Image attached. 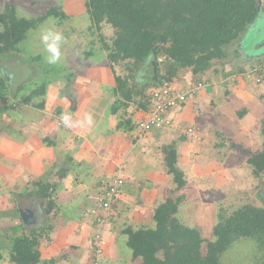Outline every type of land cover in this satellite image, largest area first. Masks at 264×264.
Segmentation results:
<instances>
[{
    "label": "crops",
    "instance_id": "0c3cea01",
    "mask_svg": "<svg viewBox=\"0 0 264 264\" xmlns=\"http://www.w3.org/2000/svg\"><path fill=\"white\" fill-rule=\"evenodd\" d=\"M258 39L261 44L264 35ZM255 41L247 37L243 45L241 43V52L237 50L238 53H235L250 60V64H247L249 68V65L259 64L264 59V44L257 45L254 52L244 51L246 45H253ZM229 59L230 56H227L220 62H213L201 80L186 77L187 83L205 82L206 88L190 98L181 109L170 114L177 125L194 128L196 141H191L190 135L184 132L178 136V129L174 127L152 131L146 135L149 137L147 140L145 137L138 138L136 131L128 134L116 129L117 116L109 110L115 99L111 93L115 83L107 63H104L101 70L104 69L108 74L95 72L90 77L92 73L87 71L84 77H69L71 79L64 85L66 89L62 92L57 85L60 84L58 81L48 83L41 108L29 103L12 110L5 106L8 110L0 112V231H3V242L8 243L17 234L51 225L50 240H43L39 245L42 262L55 259L54 264H92L89 246L96 227L87 213L96 202L102 182L117 177L118 169H123L121 178L124 184L116 203L117 213L113 214L116 220L112 222L122 232L127 225L137 226L148 209L153 213L156 206L166 200L165 192L174 191L164 168L160 167L163 146L176 143L177 148H180L182 143L193 142L191 152L195 153L192 159L195 164L192 168L196 180L204 176L203 172L207 173L212 163L220 166L228 158L226 154H222L220 160L210 158L212 151L223 148L217 142L218 137L213 140L215 134H221L217 127L227 129L230 134L228 140L237 134L238 138L249 139L253 130H260V121L264 118V75L260 76L259 85L255 84L254 80L243 76L248 69L245 68L246 63L239 62V57L235 62H229ZM231 79H236L238 83L231 84ZM172 85L179 86L174 83ZM35 101L32 104H37ZM9 102L15 103L14 100H8L6 105ZM0 106L4 107L2 104ZM28 111L32 112L27 115L29 121L24 122L20 116L19 119L15 118V113ZM64 112H71L74 121L81 120L83 114L89 112L93 115V125L65 128L59 120ZM145 113L131 105L127 110V118L137 123ZM17 134L19 136H15ZM175 136L180 141L175 142ZM148 148L158 151L156 158H151L153 154H150ZM182 150H186L184 146ZM183 151L177 152L176 162L181 172L184 171L181 158L190 160ZM72 164L76 166L74 169ZM68 165L72 172L59 181L56 172L61 167L67 169ZM156 166L159 167L157 171ZM226 171L230 177L239 174L236 169ZM46 174L50 175V183L58 184L55 202L59 209L56 215L46 216L43 201L35 192H31L33 182ZM183 179L186 185L179 192H186L189 184L188 179ZM135 212L139 218H133ZM110 227L103 229L101 262L126 264L125 253L128 252H124L122 246L115 243L112 232H109ZM108 235L111 237L108 238Z\"/></svg>",
    "mask_w": 264,
    "mask_h": 264
},
{
    "label": "trees",
    "instance_id": "16d2710c",
    "mask_svg": "<svg viewBox=\"0 0 264 264\" xmlns=\"http://www.w3.org/2000/svg\"><path fill=\"white\" fill-rule=\"evenodd\" d=\"M84 7L96 30L100 31L102 22L108 23L114 30L110 44L103 43L111 69L120 62L128 63V75H114L115 87L111 93L115 99L109 108L110 113L117 116L116 129L128 134L138 130L137 123L127 118L128 108L134 105L145 112L149 109L147 94L137 91L130 84L134 69L144 64L147 72L152 74L151 63L158 67V60L163 58L174 63L177 69L189 71L193 78L201 80L214 60L227 58V47L241 39L261 11L256 0H84ZM50 17L55 18L58 25L66 18L60 7H53L42 16L26 19L17 16L13 5H5L0 12L1 69L8 71L4 62L7 63V59L16 53L17 46L29 31ZM177 69L169 72L170 78L165 81L157 70V82L153 86L170 82ZM4 70L1 72L4 73ZM47 85H37L24 96H19V87L10 98L5 92L0 98L4 100V105L8 100L34 105L33 100L45 96ZM42 105L43 99L34 106L41 108ZM5 111L7 108L0 106V112ZM259 126L262 147L247 159V165L255 178L264 179V118ZM161 153L164 171L171 176L174 184L172 192H179L186 182L177 167L175 143L163 146ZM71 172L68 165L67 169L59 168L55 176L60 181ZM49 176L46 174L34 181L31 190L43 201L46 216L56 215L59 209L55 202L58 184L50 183ZM101 187L97 197L102 195ZM182 201L181 196L174 200L168 197L157 206L153 211L151 228L127 225L122 230L121 242L131 252L133 260H139V264H221L220 257L240 238L256 241L264 255V208L246 204L232 213L222 209L212 228L213 238L209 240L202 238L197 229L178 220ZM51 230V225L33 229L13 236L8 243L3 242L0 232V264H54L55 259L42 262L39 252L40 242L50 240Z\"/></svg>",
    "mask_w": 264,
    "mask_h": 264
},
{
    "label": "rangeland",
    "instance_id": "374dc122",
    "mask_svg": "<svg viewBox=\"0 0 264 264\" xmlns=\"http://www.w3.org/2000/svg\"><path fill=\"white\" fill-rule=\"evenodd\" d=\"M256 1L259 8H262H260L261 13L259 14V17L250 27L247 28V31L242 35L241 40L227 47L228 56L231 58L229 59V62H235L237 57H239V62L246 63L245 68L248 69L249 67L247 64H250V60H245L244 55H235V50L241 52V43L243 45V42L247 39V37H250V40L252 39L254 42L260 37V35L257 34L258 31H260L261 34L264 33V0ZM6 4L13 5L17 16L21 18L31 19L42 16L53 7H60L61 11L63 10L62 12L66 18L63 20L62 25H58L55 18L50 17L42 24L38 25L36 29L28 32L24 41L20 42L17 46L18 49L16 53L7 59V63L4 62V65L7 66L8 71H5L4 69H1L2 67H0V95L2 92H5L6 96L10 97L17 91L19 87H21L19 90V96H24L32 91L37 85L40 86L42 83L48 84L53 81H58L60 83L57 85H59V88L62 92L66 89L64 85L66 86L71 79L69 77L76 78L81 75L84 77L87 71L92 73L90 76L92 77L93 73L95 72H106L103 71L104 69L101 70V67H103L104 63H107L108 66H110V63L107 60V52L104 50L103 43L106 42L110 44L114 36V30L106 22H102L100 24V31L96 30L95 25L92 24L86 12L84 0H0V12L4 10ZM53 22L57 30L62 31L67 38V44L62 50L64 58L63 61L58 65H48L44 61L43 57L45 53L39 41V33L41 29L43 27L49 26V24ZM258 42L259 39L255 41L253 45H246L244 51L248 52L251 50L252 52L257 45H260V42ZM262 48L264 50V46H262ZM35 58L37 59L35 60ZM216 61L218 60H214L213 62ZM263 62L264 59L259 64L256 63L249 66H252L253 68L260 66V75H264V69L262 68ZM127 66V62H120L113 65L112 69L110 67V76L114 78V75H128V71L126 70ZM156 68V70L159 72V75L164 79L163 81L170 78L168 74L169 72H173V70L177 69L174 63L166 61L163 58L158 60V67L156 66ZM1 70L5 71H3L5 75L1 73ZM177 70L178 72L176 73V76H173L170 81L171 83L179 85L176 88L179 87L183 89L185 86H191V84L195 83L193 81L187 83L188 80H186V77L190 78L191 76L189 71L179 68ZM107 74L105 76H107ZM152 77V74L147 72L146 65L144 66L143 64L137 69H134L132 72L130 84L134 85L135 88H137V91L140 90L139 92H145V94L150 95L153 92L151 89L156 88V86H153L156 84V82L151 80ZM235 80L236 79H231L230 83H234V85L237 84L238 82ZM251 80H254V83L259 85V83L255 82L254 78ZM35 100L33 101L37 102V104L41 101L40 98ZM1 104L4 105V100L2 98H0V105ZM22 105L24 104L15 100V103L9 102L8 105L4 106H7L10 110H12L21 107ZM179 109H181V107L177 108V110ZM30 112L31 111L26 113L23 112L22 114L15 113L14 115L15 118L18 117V119L20 116L25 122L29 121L30 118L27 115ZM174 124L176 125L174 128L178 129V136L183 134V132L185 133V130L189 128L181 126L179 129V125L176 123ZM217 129L221 134H215L213 140L218 137L217 142L223 145V148H217L216 150L212 151V156H210V158H219L220 160L222 159V154L223 156L226 154L228 160L225 158V161L220 166L212 163L210 165V169H207V173L203 172L204 176L200 177V180H196L195 177H193L192 168L195 164L192 160L195 157L193 155L195 153L191 152V146L193 142H187V144L180 143V148H177V144L175 143L176 152H182V146H184V149L186 150L183 151L185 152L183 154L185 156H189L190 158L189 161H186L185 158H181L182 156H180L182 160V163L180 161L181 168L184 169V174L182 172L183 178L185 177L188 179L189 184L185 189L186 192H165L164 194L166 199L170 197L174 200L178 196L183 198V201L179 204L177 214L178 220L187 226L197 229L202 238L209 240L213 238L212 228L217 222V216L222 209L232 213L234 210L240 209L246 204L264 208V200L263 198L261 199L259 194L260 191L264 189V179L260 177L255 178L246 162L249 157L261 150L262 137L259 128H257V130H253V134L250 135L249 139L243 137L238 138L237 134L235 138L229 140L227 137L230 134L227 129L223 130L220 127H217ZM15 136L19 135L17 134ZM142 137H145V140L149 138L146 137V135ZM189 137H191V141H196V132L194 136ZM144 139L142 140L144 141ZM174 139L175 142L180 141L179 137L175 136ZM148 149L150 150V154H153L150 155L151 158H156V153L158 151H152L150 148ZM146 152L148 153V150H146ZM71 167L74 169L76 166L72 164ZM160 167H163L162 162ZM228 168L239 170V174L236 176L234 174V177H230L229 172L226 171L225 173V170H229ZM155 170H159V167L156 166ZM122 171L123 169H118V176L122 177ZM167 180L173 189L174 184L172 183V178L170 175L167 177ZM121 194L122 192L120 193V196ZM115 208H113L114 211ZM119 209L120 206L117 208V210ZM114 213L116 214L117 212L115 211ZM152 215L153 213L151 212V209H148V212L143 215L142 221H140L135 227L145 226L146 228H151L153 224ZM111 218L106 226L108 227L111 225L109 232H112V235L116 240V242L115 240L114 242L120 244L124 249V252H128L125 253V263L139 264L140 261L133 260L131 252L125 247V244L121 242V228H115L113 226L112 221L114 219L116 220V215H112ZM133 218H139V215L135 212ZM110 237L111 236L108 235V238ZM202 253H205V244L202 246ZM220 262L221 264H263L264 255L256 241L253 239L240 238L224 252V254L220 257Z\"/></svg>",
    "mask_w": 264,
    "mask_h": 264
},
{
    "label": "built area",
    "instance_id": "2783aa9c",
    "mask_svg": "<svg viewBox=\"0 0 264 264\" xmlns=\"http://www.w3.org/2000/svg\"><path fill=\"white\" fill-rule=\"evenodd\" d=\"M264 69V62L262 63ZM261 68L250 67L244 72L246 79H255V82H260ZM234 80V79H233ZM205 82H195L191 86L176 88L171 82H165L162 85L152 88L153 91L147 95L149 109L137 122V133L139 138L147 135L155 130H163L175 127L174 118L170 114L182 107L190 98L200 94L205 87ZM150 90V91H151ZM181 126H178L180 129ZM185 134L194 136V128L185 130ZM123 179L120 176L115 177L113 180L102 182L101 192L98 195L96 202L88 210L87 217L96 226V232L90 242V253L92 264H102L101 257L103 253L104 237L103 229L109 223L111 216L114 214L113 204L120 196ZM103 227V228H102Z\"/></svg>",
    "mask_w": 264,
    "mask_h": 264
},
{
    "label": "clouds",
    "instance_id": "9594fccd",
    "mask_svg": "<svg viewBox=\"0 0 264 264\" xmlns=\"http://www.w3.org/2000/svg\"><path fill=\"white\" fill-rule=\"evenodd\" d=\"M39 41L45 53L44 61L48 65H58L63 61V48L67 44V38L62 31L57 30L54 22L49 26L43 27L39 33ZM59 120L65 128L72 127H91L93 125V115L85 112L81 120H73L71 112H64Z\"/></svg>",
    "mask_w": 264,
    "mask_h": 264
},
{
    "label": "water",
    "instance_id": "95a60500",
    "mask_svg": "<svg viewBox=\"0 0 264 264\" xmlns=\"http://www.w3.org/2000/svg\"><path fill=\"white\" fill-rule=\"evenodd\" d=\"M257 8L260 9L258 5H257ZM257 34H258V35H262V34L264 35V33L261 34L260 31H258ZM263 44H264V42H262V43L260 44V46L263 45ZM151 65H152V76H153V77H152V81L157 82V78H156V73H157L156 65H155L154 62H152ZM259 194H260V196H261V199L263 198V200H264V189H262V190L260 191ZM22 216H23V215H22ZM24 217H25V216H24Z\"/></svg>",
    "mask_w": 264,
    "mask_h": 264
},
{
    "label": "flooded vegetation",
    "instance_id": "af4514ba",
    "mask_svg": "<svg viewBox=\"0 0 264 264\" xmlns=\"http://www.w3.org/2000/svg\"><path fill=\"white\" fill-rule=\"evenodd\" d=\"M28 223V221H26ZM29 224V223H28Z\"/></svg>",
    "mask_w": 264,
    "mask_h": 264
}]
</instances>
